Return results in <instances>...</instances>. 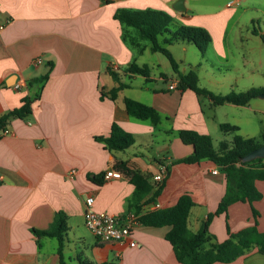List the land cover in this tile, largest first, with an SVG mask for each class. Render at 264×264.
<instances>
[{"label":"crops","instance_id":"1","mask_svg":"<svg viewBox=\"0 0 264 264\" xmlns=\"http://www.w3.org/2000/svg\"><path fill=\"white\" fill-rule=\"evenodd\" d=\"M175 1L0 0V114L19 108L25 97L38 94L31 113L12 118L8 132L0 133V264H180L165 239L169 225L147 226L136 219L132 235L137 245L128 246L97 238L84 225L83 217L88 197L93 198L96 210L137 215L130 205L135 186L126 176L104 178L101 184L87 177L118 171L114 168L118 161L138 170L152 186L140 200V213L170 207L180 195L189 194L194 204L187 226L193 232L215 211L225 192V176L212 161H175L192 152L177 130L208 134L213 144L212 131L222 122L218 118L221 109L238 112L236 107L251 109L254 104L261 107L260 103L253 98L246 105H212L208 98L188 88L182 90L178 84L169 89L178 79L172 68L166 71L163 54L152 51L150 41L140 39L134 29L122 26L113 15L118 8H152L167 12L179 24L205 28L211 41L203 53L187 41L167 46L177 63H188L189 69L183 70L178 64L183 74L199 69L202 62L212 71L219 70V63H228L230 48L243 40H261L259 34L264 31L257 23L258 28L254 27L253 19L250 23L255 32L246 22L232 21L240 2L249 8L251 0H198L205 9L182 0L184 11L173 8ZM175 47L182 53L174 55ZM243 60L236 67L227 65L228 72L234 69L242 78L240 82L213 73L203 87L219 94L225 88L259 87L254 79L260 71L259 61ZM132 62L147 66L149 76L128 72ZM110 70L127 84L115 99L102 95L117 84ZM45 74L42 83L32 82ZM16 83L19 88H14ZM125 97L156 109L159 123L131 116L123 107ZM113 122L135 138L124 150H109L94 138L109 135ZM72 169L75 173L70 176ZM162 170L161 181H155L154 176ZM254 183L262 193V198L253 202L259 213L256 226L264 231V181ZM158 187L159 193L151 199ZM57 212L63 213L66 227L61 243L30 231L48 228ZM226 214L231 232L254 222L248 202L230 204ZM208 230L217 242L227 238L225 213L214 215ZM258 255L254 247L232 262L213 264H257Z\"/></svg>","mask_w":264,"mask_h":264},{"label":"trees","instance_id":"2","mask_svg":"<svg viewBox=\"0 0 264 264\" xmlns=\"http://www.w3.org/2000/svg\"><path fill=\"white\" fill-rule=\"evenodd\" d=\"M113 0H104L109 3ZM122 26L134 29L140 39L150 41L151 50L163 54L173 72L178 79V87L182 90L191 89L196 94L208 98L212 105H223L231 103L235 105H246L251 99L264 92V89L249 88L245 91L230 92L226 95L216 94L209 89L199 85L196 73L189 70L181 73L178 70V63L173 58L168 45L187 41L193 43L197 49L203 53L210 44L211 37L206 29L200 26L183 24H173L170 14L162 10L152 8L128 9L118 8L114 15ZM175 26L174 29L170 28ZM255 32V28H253ZM264 43V35L259 34ZM125 40V36H122ZM126 70L133 74L144 77L149 76L147 66H139L132 62ZM110 75L117 81L107 94L115 99L119 90L125 88L127 84L119 81L116 72L110 70ZM47 78V74L34 78L32 82L42 83ZM30 82L29 85L33 83ZM38 96L24 98L23 104L14 110L0 114V133L5 129L9 121L14 118H24L31 113L32 101ZM123 107L131 116L139 119H148L153 125H157L161 119L160 114L153 107L137 100L123 98ZM219 129L223 133L233 132L232 139L227 142L222 140L214 148L210 135L199 133L192 129H179L177 135L184 144L192 146V152L178 160L177 162L195 163L202 160H209L215 163L225 176V192L214 212L207 214L202 227L193 232L187 226V219L190 208L194 204L191 196L184 193L179 196L175 204L170 207L148 210L140 213V200L152 190V186L138 170L129 168L125 162L118 161L114 168L134 184L135 189L130 199V205L137 214L136 219L139 223L147 226L169 225L170 229L165 234V239L170 243L174 257L180 264H213L215 262L229 263L245 254L248 250L256 248L257 252L264 255V231L257 229L258 216L257 209L253 202L262 198V193L256 188L255 180L264 181V158H255L250 161H241V157L252 149L257 148L264 141V134L259 138L243 137L236 133L239 127L228 122H221ZM1 137V134H0ZM95 140L104 143L109 150H124L134 143V136L130 132L124 131L117 123L111 124L109 135L95 136ZM88 179L96 184H101L104 173L88 174ZM161 187H158L151 196L155 198ZM236 201L248 202L254 218L253 224L247 225L236 232L229 230L227 222V208ZM225 213L226 229L228 236L223 241L217 242L209 232L208 225L214 215ZM66 229L64 215L62 212L55 214L53 222L46 229L30 228L36 236H49L62 240V233Z\"/></svg>","mask_w":264,"mask_h":264},{"label":"rangeland","instance_id":"3","mask_svg":"<svg viewBox=\"0 0 264 264\" xmlns=\"http://www.w3.org/2000/svg\"><path fill=\"white\" fill-rule=\"evenodd\" d=\"M253 4L249 8H246L244 1L240 2V5L237 6V15L232 19L239 21L246 22L249 29H252L250 20L253 19L256 26L260 25V29L264 31V0H251ZM247 3V2H246ZM191 4L196 7H202V9H205L203 6L202 1H196L191 0ZM173 24H179L177 21L173 19ZM172 29L175 28V26L171 25ZM205 29V28H204ZM264 33V32H263ZM148 42V40H145ZM174 55H179L182 53L179 47H175L173 49ZM191 51L197 53L196 47L192 45ZM229 61L228 63H219L218 65H222L218 67L219 70H210V67L208 63L202 62V66H200L199 69H190L194 71L198 77V83L201 86L208 85V80L212 78V76H217L221 78L224 74L226 77L230 78V81L240 80V76L234 69L231 72H228L227 65L233 64V67H236V65H241L242 59L245 61L255 59L256 61H259L260 63V71L258 74L255 75V84L259 87H253V88H260L264 89V43L259 39L255 38L253 40H243V43L239 46H233L228 51ZM163 58V61L166 67V71L171 70L170 63L168 62L167 58L164 55H160ZM192 58V57H191ZM221 61L223 59H220ZM243 60V62H244ZM255 61V62H256ZM180 69H189L187 62H180L178 63ZM217 68V67H216ZM156 74H158L159 68H156ZM214 73V74H213ZM213 74V75H212ZM247 77L243 78V81L246 82ZM247 90V89H246ZM224 91V90H223ZM240 92L245 90H230L229 88H225V92H222L221 95L229 94L230 92ZM219 94V93H216ZM255 101L253 102H259L261 107H258L257 105H253L251 109L242 108V107H236L239 108L240 111L238 112H232L229 110L221 109L220 113H218V118L222 122H228L230 124H235L239 127V130L236 132L240 134L243 137H253L256 139H259L264 134V99L255 97ZM207 103V99L204 100V104ZM226 106V105H224ZM229 106V105H227ZM227 108V107H223ZM207 109V108H206ZM208 110V109H207ZM233 132L231 133H223L220 131V129L217 127L214 131H212V139L213 144L217 146L218 140H230L233 137ZM228 142V141H227ZM264 185V184H263ZM264 191V187H261ZM85 225V224H84ZM254 262L257 264H264V255H258V257L255 258Z\"/></svg>","mask_w":264,"mask_h":264},{"label":"built area","instance_id":"4","mask_svg":"<svg viewBox=\"0 0 264 264\" xmlns=\"http://www.w3.org/2000/svg\"><path fill=\"white\" fill-rule=\"evenodd\" d=\"M37 63H40L41 60L38 58ZM14 88H19L20 84L16 83L13 85ZM177 83L171 82L168 86L169 89L176 88ZM8 132L7 128L1 131L2 134ZM162 172H158L154 176V180L159 182L162 179ZM216 170H212V173H216ZM75 170L72 169L69 172V175H73ZM120 178L121 173L119 171L108 170L104 173V178ZM84 224L87 229L97 238L118 242L120 244H127L128 246H136L137 243L133 238V227L136 223V216L133 213L126 214L124 216L114 215L106 211L96 210L93 207V198L88 197L85 200L84 207Z\"/></svg>","mask_w":264,"mask_h":264},{"label":"water","instance_id":"5","mask_svg":"<svg viewBox=\"0 0 264 264\" xmlns=\"http://www.w3.org/2000/svg\"><path fill=\"white\" fill-rule=\"evenodd\" d=\"M173 8L176 11H184L182 0H176L175 4L173 5ZM44 73L45 72H42V74H44ZM257 97L264 99V92L259 93ZM255 158H264V141L261 143L260 146H258L255 149H252L251 151L246 153L244 156H242L241 161L242 162L250 161V160H253Z\"/></svg>","mask_w":264,"mask_h":264}]
</instances>
